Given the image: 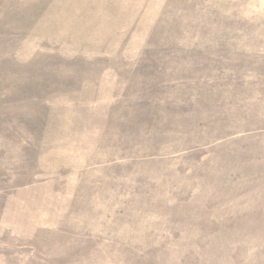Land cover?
<instances>
[{
  "label": "rangeland",
  "instance_id": "rangeland-1",
  "mask_svg": "<svg viewBox=\"0 0 264 264\" xmlns=\"http://www.w3.org/2000/svg\"><path fill=\"white\" fill-rule=\"evenodd\" d=\"M0 264H264V0H0Z\"/></svg>",
  "mask_w": 264,
  "mask_h": 264
}]
</instances>
